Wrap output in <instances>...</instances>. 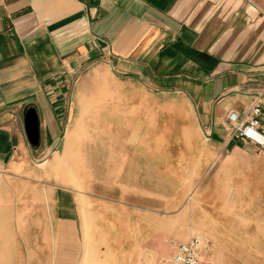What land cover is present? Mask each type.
Returning <instances> with one entry per match:
<instances>
[{"label":"rangeland","instance_id":"obj_1","mask_svg":"<svg viewBox=\"0 0 264 264\" xmlns=\"http://www.w3.org/2000/svg\"><path fill=\"white\" fill-rule=\"evenodd\" d=\"M90 76L62 148L0 168V264H173L169 241L195 237L202 264H264V152L213 139L179 95L124 109L105 69ZM60 190L78 194L76 236L55 229Z\"/></svg>","mask_w":264,"mask_h":264},{"label":"crops","instance_id":"obj_2","mask_svg":"<svg viewBox=\"0 0 264 264\" xmlns=\"http://www.w3.org/2000/svg\"><path fill=\"white\" fill-rule=\"evenodd\" d=\"M99 68L124 109L146 90L179 95L213 139L253 146L231 135L227 112L244 117L264 81V0H0V168L58 148ZM258 119L264 132V103ZM79 208L76 191L60 190L55 229L76 236Z\"/></svg>","mask_w":264,"mask_h":264},{"label":"built area","instance_id":"obj_3","mask_svg":"<svg viewBox=\"0 0 264 264\" xmlns=\"http://www.w3.org/2000/svg\"><path fill=\"white\" fill-rule=\"evenodd\" d=\"M263 103L264 81L258 85L244 117L240 118L235 109H229L227 112L231 135L246 141L262 152H264V132L260 129L258 116ZM168 244L172 252L173 264H202V256L208 250L207 243L200 237H195L186 243L170 240Z\"/></svg>","mask_w":264,"mask_h":264},{"label":"water","instance_id":"obj_4","mask_svg":"<svg viewBox=\"0 0 264 264\" xmlns=\"http://www.w3.org/2000/svg\"><path fill=\"white\" fill-rule=\"evenodd\" d=\"M24 130L28 142L33 148L38 147L40 139L39 121L36 110L32 106H28L24 111ZM61 148V144L59 146Z\"/></svg>","mask_w":264,"mask_h":264},{"label":"bare ground","instance_id":"obj_5","mask_svg":"<svg viewBox=\"0 0 264 264\" xmlns=\"http://www.w3.org/2000/svg\"><path fill=\"white\" fill-rule=\"evenodd\" d=\"M117 143V142H116ZM119 143V142H118ZM61 148H62V145H61Z\"/></svg>","mask_w":264,"mask_h":264}]
</instances>
